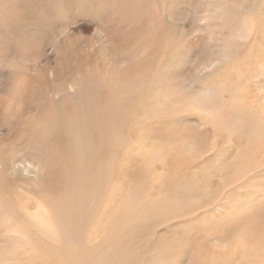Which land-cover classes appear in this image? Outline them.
Wrapping results in <instances>:
<instances>
[{
    "label": "rangeland",
    "instance_id": "obj_1",
    "mask_svg": "<svg viewBox=\"0 0 264 264\" xmlns=\"http://www.w3.org/2000/svg\"><path fill=\"white\" fill-rule=\"evenodd\" d=\"M263 161L264 0H0V210L63 221L21 264H252Z\"/></svg>",
    "mask_w": 264,
    "mask_h": 264
},
{
    "label": "bare ground",
    "instance_id": "obj_2",
    "mask_svg": "<svg viewBox=\"0 0 264 264\" xmlns=\"http://www.w3.org/2000/svg\"><path fill=\"white\" fill-rule=\"evenodd\" d=\"M261 163L260 170H264V161ZM0 185L8 193L10 186L7 183ZM32 198L33 196L28 197L26 202H18L19 199H17L12 208L14 209L13 213L7 209L0 210V264H21L18 259L20 254L29 253L27 258L32 260L47 257L48 253L51 256L52 252L46 248V243H58L61 240L63 228L60 224L63 221H61L60 211L51 210L48 205L40 200L41 197L36 198L33 203L28 202ZM221 199L214 203L216 209L223 206ZM33 207V210H29ZM229 209L232 211L233 207ZM11 217L15 220L14 223H9L13 222L9 221ZM91 235L89 230V237ZM226 247V245L222 246L223 249ZM228 255L223 253L222 259H225L223 263L229 262L230 257ZM45 261L46 264H54L51 259ZM251 263L264 264V253H257V260L252 258ZM214 264H218L217 260Z\"/></svg>",
    "mask_w": 264,
    "mask_h": 264
}]
</instances>
